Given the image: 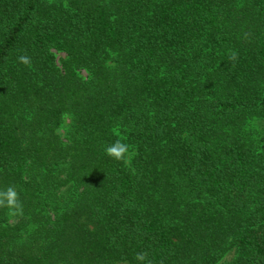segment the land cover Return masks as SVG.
Masks as SVG:
<instances>
[{"label": "trees", "instance_id": "obj_1", "mask_svg": "<svg viewBox=\"0 0 264 264\" xmlns=\"http://www.w3.org/2000/svg\"><path fill=\"white\" fill-rule=\"evenodd\" d=\"M8 187L0 264H264V0H0Z\"/></svg>", "mask_w": 264, "mask_h": 264}, {"label": "clouds", "instance_id": "obj_2", "mask_svg": "<svg viewBox=\"0 0 264 264\" xmlns=\"http://www.w3.org/2000/svg\"><path fill=\"white\" fill-rule=\"evenodd\" d=\"M232 59H235V55H233ZM18 60L26 66L31 62V58L26 55L18 57ZM104 151L106 155L114 158L116 161H121L125 164L130 163V145L124 143L121 139H118L112 145L107 146ZM0 207L7 208L11 215L22 214V206L18 194L13 187H8L7 189L0 191ZM136 260L140 262V264H143L146 260V256L144 254H137Z\"/></svg>", "mask_w": 264, "mask_h": 264}, {"label": "rangeland", "instance_id": "obj_3", "mask_svg": "<svg viewBox=\"0 0 264 264\" xmlns=\"http://www.w3.org/2000/svg\"><path fill=\"white\" fill-rule=\"evenodd\" d=\"M62 58H64V55H62V54H58V59L60 60V59H62ZM83 75H85V74H83Z\"/></svg>", "mask_w": 264, "mask_h": 264}]
</instances>
